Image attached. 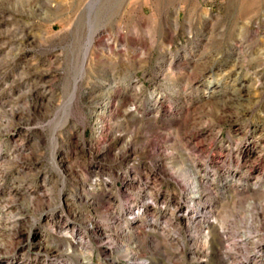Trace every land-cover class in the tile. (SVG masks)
Listing matches in <instances>:
<instances>
[{
	"label": "rangeland",
	"instance_id": "rangeland-1",
	"mask_svg": "<svg viewBox=\"0 0 264 264\" xmlns=\"http://www.w3.org/2000/svg\"><path fill=\"white\" fill-rule=\"evenodd\" d=\"M0 264H264V0H0Z\"/></svg>",
	"mask_w": 264,
	"mask_h": 264
},
{
	"label": "bare ground",
	"instance_id": "bare-ground-1",
	"mask_svg": "<svg viewBox=\"0 0 264 264\" xmlns=\"http://www.w3.org/2000/svg\"><path fill=\"white\" fill-rule=\"evenodd\" d=\"M91 42H92V39H90V41L88 42L87 50L90 48ZM85 60H86V56L84 58V62H85ZM84 62H83V64H84ZM82 68H83V65H82Z\"/></svg>",
	"mask_w": 264,
	"mask_h": 264
}]
</instances>
